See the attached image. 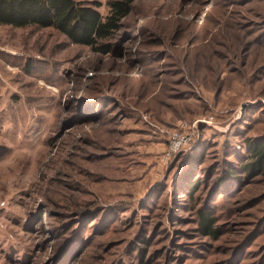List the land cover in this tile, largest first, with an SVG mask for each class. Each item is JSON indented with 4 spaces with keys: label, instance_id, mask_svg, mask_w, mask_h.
Returning <instances> with one entry per match:
<instances>
[{
    "label": "rangeland",
    "instance_id": "374dc122",
    "mask_svg": "<svg viewBox=\"0 0 264 264\" xmlns=\"http://www.w3.org/2000/svg\"><path fill=\"white\" fill-rule=\"evenodd\" d=\"M131 9L104 56L0 25V264H264V176L217 180L264 144V0ZM173 133L190 142L165 161ZM199 151L192 208L176 189Z\"/></svg>",
    "mask_w": 264,
    "mask_h": 264
},
{
    "label": "trees",
    "instance_id": "16d2710c",
    "mask_svg": "<svg viewBox=\"0 0 264 264\" xmlns=\"http://www.w3.org/2000/svg\"><path fill=\"white\" fill-rule=\"evenodd\" d=\"M134 0H108L106 15H101L97 5L77 0H0V25L24 28L51 29L61 34L69 43L89 49L95 55H109L113 52V39L122 29V20L132 11ZM249 157L238 167L228 168L218 177V188L230 190L238 183L247 184L256 177L264 176V144L247 142ZM204 150L203 148L200 150ZM193 153L190 167L178 176V194L190 197L193 205L195 193L200 187V180L192 178L198 171L204 154ZM198 174V172H197ZM192 175V176H191ZM183 184V186L180 183ZM197 231L202 237L215 241L221 235V229L214 225V214L207 206H198ZM141 239L140 242H142ZM143 244H145L143 242ZM144 255L139 257V264H145Z\"/></svg>",
    "mask_w": 264,
    "mask_h": 264
},
{
    "label": "built area",
    "instance_id": "2783aa9c",
    "mask_svg": "<svg viewBox=\"0 0 264 264\" xmlns=\"http://www.w3.org/2000/svg\"><path fill=\"white\" fill-rule=\"evenodd\" d=\"M190 142V135H183L179 133H173L167 145V152L164 154L163 160L167 161L170 156H175L182 152V150Z\"/></svg>",
    "mask_w": 264,
    "mask_h": 264
}]
</instances>
